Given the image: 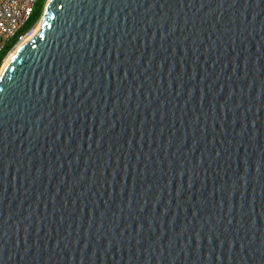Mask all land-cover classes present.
<instances>
[{"label":"water","instance_id":"95a60500","mask_svg":"<svg viewBox=\"0 0 264 264\" xmlns=\"http://www.w3.org/2000/svg\"><path fill=\"white\" fill-rule=\"evenodd\" d=\"M0 77V264H264V0H49Z\"/></svg>","mask_w":264,"mask_h":264},{"label":"built area","instance_id":"2783aa9c","mask_svg":"<svg viewBox=\"0 0 264 264\" xmlns=\"http://www.w3.org/2000/svg\"><path fill=\"white\" fill-rule=\"evenodd\" d=\"M37 1L0 0V52L11 41H14V44L9 52L35 34L37 24L42 17L31 27L26 30L22 29L33 15Z\"/></svg>","mask_w":264,"mask_h":264},{"label":"trees","instance_id":"16d2710c","mask_svg":"<svg viewBox=\"0 0 264 264\" xmlns=\"http://www.w3.org/2000/svg\"><path fill=\"white\" fill-rule=\"evenodd\" d=\"M47 0H38L36 3V8L35 11L33 13V15L31 16V18L28 20V22L26 23V25L23 27L22 30H26L27 28L31 27L42 15L44 7H45V3ZM14 44V41H11L1 52H0V68L4 62V59L6 57V55L8 54L9 50L12 48Z\"/></svg>","mask_w":264,"mask_h":264},{"label":"bare ground","instance_id":"6f19581e","mask_svg":"<svg viewBox=\"0 0 264 264\" xmlns=\"http://www.w3.org/2000/svg\"><path fill=\"white\" fill-rule=\"evenodd\" d=\"M42 24H43V21H40L38 24H37V28H36V32H35V34L33 35V36H31V37H29L28 39H27V41H25L24 43H21V44H19L18 46H16L15 48H13L7 55H6V57H5V59H4V62H3V65H2V67H1V69H0V77H1V75L3 74V72H4V70H5V68H6V66H7V64L9 63V61L12 59V57L14 56V54L18 51V50H20L21 48H22V46L24 45V44H26V42H29V41H31L33 38H34V36L36 35V34H38V32H40L41 30H42Z\"/></svg>","mask_w":264,"mask_h":264},{"label":"rangeland","instance_id":"374dc122","mask_svg":"<svg viewBox=\"0 0 264 264\" xmlns=\"http://www.w3.org/2000/svg\"><path fill=\"white\" fill-rule=\"evenodd\" d=\"M48 1H49V0H47L46 3H45V7H44V10H43V13H42V16H41L42 18H41L40 21H42V20L44 19V17H45V11H46V7H47V3H48ZM2 65H3V64H2ZM1 67H2V66H1ZM0 69H1V68H0Z\"/></svg>","mask_w":264,"mask_h":264}]
</instances>
